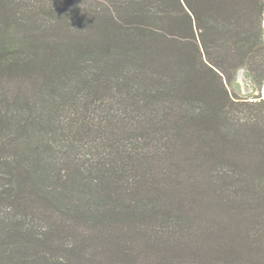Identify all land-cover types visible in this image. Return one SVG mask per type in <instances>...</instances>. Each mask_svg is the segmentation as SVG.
Listing matches in <instances>:
<instances>
[{
    "label": "trees",
    "instance_id": "1",
    "mask_svg": "<svg viewBox=\"0 0 264 264\" xmlns=\"http://www.w3.org/2000/svg\"><path fill=\"white\" fill-rule=\"evenodd\" d=\"M263 88L264 0H0V264H264Z\"/></svg>",
    "mask_w": 264,
    "mask_h": 264
},
{
    "label": "rangeland",
    "instance_id": "2",
    "mask_svg": "<svg viewBox=\"0 0 264 264\" xmlns=\"http://www.w3.org/2000/svg\"><path fill=\"white\" fill-rule=\"evenodd\" d=\"M238 81L240 82L241 84V91H242V94L243 95H246L247 93L253 91V85L252 83H250V85L248 86L247 84V81H246V75H245V71H241L239 74H238ZM255 94L258 93V91H255L254 92ZM258 211L262 213V216H261V223L259 222V227H261L262 225H264V195H263V204L262 206L260 205V207L258 208Z\"/></svg>",
    "mask_w": 264,
    "mask_h": 264
},
{
    "label": "water",
    "instance_id": "3",
    "mask_svg": "<svg viewBox=\"0 0 264 264\" xmlns=\"http://www.w3.org/2000/svg\"><path fill=\"white\" fill-rule=\"evenodd\" d=\"M263 97H264V88H263Z\"/></svg>",
    "mask_w": 264,
    "mask_h": 264
}]
</instances>
